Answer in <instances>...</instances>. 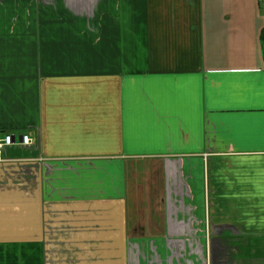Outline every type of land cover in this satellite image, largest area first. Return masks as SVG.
Wrapping results in <instances>:
<instances>
[{
    "label": "crops",
    "instance_id": "0c3cea01",
    "mask_svg": "<svg viewBox=\"0 0 264 264\" xmlns=\"http://www.w3.org/2000/svg\"><path fill=\"white\" fill-rule=\"evenodd\" d=\"M264 0H0V264H264Z\"/></svg>",
    "mask_w": 264,
    "mask_h": 264
},
{
    "label": "built area",
    "instance_id": "2783aa9c",
    "mask_svg": "<svg viewBox=\"0 0 264 264\" xmlns=\"http://www.w3.org/2000/svg\"><path fill=\"white\" fill-rule=\"evenodd\" d=\"M33 143V138L29 133L22 132L16 135L12 132H5L0 135V151L4 148L14 145H30Z\"/></svg>",
    "mask_w": 264,
    "mask_h": 264
},
{
    "label": "trees",
    "instance_id": "16d2710c",
    "mask_svg": "<svg viewBox=\"0 0 264 264\" xmlns=\"http://www.w3.org/2000/svg\"><path fill=\"white\" fill-rule=\"evenodd\" d=\"M263 4H264V2H263ZM260 39L262 42V46L264 47V26H263L261 33H260Z\"/></svg>",
    "mask_w": 264,
    "mask_h": 264
},
{
    "label": "rangeland",
    "instance_id": "374dc122",
    "mask_svg": "<svg viewBox=\"0 0 264 264\" xmlns=\"http://www.w3.org/2000/svg\"><path fill=\"white\" fill-rule=\"evenodd\" d=\"M263 7H264V5H263Z\"/></svg>",
    "mask_w": 264,
    "mask_h": 264
}]
</instances>
